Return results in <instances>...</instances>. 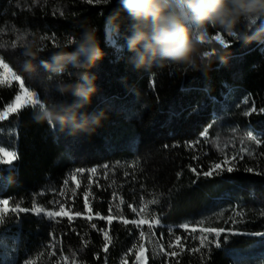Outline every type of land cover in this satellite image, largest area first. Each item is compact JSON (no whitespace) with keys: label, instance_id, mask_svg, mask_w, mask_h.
Segmentation results:
<instances>
[{"label":"trees","instance_id":"trees-1","mask_svg":"<svg viewBox=\"0 0 264 264\" xmlns=\"http://www.w3.org/2000/svg\"><path fill=\"white\" fill-rule=\"evenodd\" d=\"M117 8V0H0V57L42 103L58 97L47 91L41 79L47 75L44 69L37 67L31 78L21 70L19 36L54 37V43L46 41L52 49L87 22L99 27L100 47L106 53L91 69L98 91L91 105L80 109L105 112L101 124L92 126L94 131L69 136L38 124L31 105L0 120V146L16 150L12 165L0 166V199L10 201L0 224V264H134L143 239L147 264H263L264 143L248 133L264 138V114L259 112L264 108V43L225 37L230 41L227 63L216 60L211 70H137L129 62L132 54L120 46L123 40L105 43L106 34L112 37L111 22L106 21ZM129 24L122 13L121 31L130 34ZM215 31L209 30L211 35ZM40 58L51 60L47 51ZM18 85L0 84V112L15 100ZM251 108L257 111L245 116ZM225 157H238L233 172L216 174L212 169L213 175H203ZM246 167L253 172L244 171ZM78 169L83 171L76 174L75 184L71 178ZM58 189L62 199L73 202L65 208L72 214L79 210L81 216L49 220L32 211L34 205L55 210L50 205ZM86 193L91 219L82 217ZM16 204L29 211L13 212ZM129 205L142 214L134 215ZM233 208L238 219L225 224L227 209ZM97 212L113 216L112 223ZM139 217L153 225L151 236L146 225L140 239L138 230L122 223ZM157 219L159 226L154 225ZM207 228L225 230L219 246L201 244Z\"/></svg>","mask_w":264,"mask_h":264},{"label":"clouds","instance_id":"clouds-1","mask_svg":"<svg viewBox=\"0 0 264 264\" xmlns=\"http://www.w3.org/2000/svg\"><path fill=\"white\" fill-rule=\"evenodd\" d=\"M117 4L106 24L111 22L114 40L124 41L120 46L132 54L129 62L137 70L166 66L185 72L211 70L216 60L227 63L230 41L225 37L245 44L264 43V22L257 23L264 15V0H117ZM122 13L130 21V34L121 31ZM210 29L216 30L215 35ZM98 32L97 25L82 23L77 33L52 49L46 44L47 36L20 37L22 71L35 77L37 67L44 69L47 75L41 79L47 91L58 97L47 104L37 101L32 115L36 123L69 136L94 131L92 126L101 124L105 112L80 111L91 105L98 91L91 69L106 56ZM46 51L51 60L40 58ZM69 98H74L71 103Z\"/></svg>","mask_w":264,"mask_h":264},{"label":"snow or ice","instance_id":"snow-or-ice-1","mask_svg":"<svg viewBox=\"0 0 264 264\" xmlns=\"http://www.w3.org/2000/svg\"><path fill=\"white\" fill-rule=\"evenodd\" d=\"M102 2L105 3V0H87V3H89V4H92V3L100 4ZM110 30H111V25H110ZM20 37H22V36L18 37L19 40H20ZM47 40H52L53 43L55 42V38L54 37H47ZM2 47H3V45H0V48H2ZM12 47L15 48L16 44L13 43ZM0 67H2L5 71L11 73L13 79L15 81L19 82V85H18L19 89L22 92L27 93V95L29 97L28 104L36 109L39 106V105H37V101H41L40 97L35 92H31V91L28 90V88L25 86V82L22 79L21 75H18L15 72H13L12 68L9 66L8 63L5 62L3 57H0ZM20 68L22 70V65L20 66ZM29 78H31V76H29ZM2 83H4V81H3V79H0V84H2ZM16 100L20 101L21 100V96H19V95L16 96ZM245 102L247 103V101H245ZM8 111L15 112L16 111V107H10L8 109ZM256 111H257L256 108H251L250 111H245L244 115L248 116V115H250V113H255ZM259 112L261 114H264V108H260ZM6 115H7V112H5L3 114H0V120L4 119V117ZM172 115L175 117L177 114L173 113ZM202 136L204 137V139H207L208 138V131H205L204 133H202ZM248 137L250 139H252V140H255L257 143H264V138H262L261 140H257L256 136L253 133H251V132L248 133ZM202 142L203 141L201 140V141H198L197 143H202ZM173 147H177V146L174 145ZM0 152H4V148L3 147H0ZM12 155H15V153H13ZM237 161H238V157H232L230 160H229L228 157H225L223 161L213 163L211 165L210 170L207 171V172H204L203 175L204 176L213 175L212 169L215 170L216 174H219L222 171H227V172L231 173V172H233L235 164L237 163ZM9 162H10V160H9ZM228 162H230L233 166L232 167L222 168V163H228ZM82 171H83V169H78L76 173H73V175H76L77 173L82 172ZM92 171H96V170L93 169ZM193 171H195V169H193ZM244 171L252 173L253 172V168L246 167V168H244ZM254 174H259V173H254ZM63 183L66 184V183H69V181L65 180V181H63ZM62 195H64V194L60 193L59 189L57 190L56 193H53V197L54 198L51 201V205L50 206L52 208H54V209H58V211H55V210L48 211L47 212V216H48L49 220H58L59 218H62L64 216H67L69 221L72 220V216L65 212V206L67 205L69 208H71L73 202L72 201H66V200L62 199L61 198ZM88 195L89 194H87V193L85 194V210L88 212L87 219H91L92 210L88 206V203H87ZM9 203H10V201L8 199L0 200V224L4 223L5 217H4L3 213H4L5 206L9 205ZM157 203H159V201H157V200H153L152 201V204H157ZM129 208H130V211L134 215L137 214L138 212L140 214H142V210L138 209L137 207H132L131 205H129ZM16 210H19V212H24V213H27L29 211V209L21 208L19 204H16L15 205V209H13L12 211L14 212ZM110 210H111V206H110ZM43 211H44V209H40L41 213H43ZM73 211L75 212V216H77V217H79V216H81L83 214L79 210L73 209ZM96 215L99 216L100 219L106 220L109 225L112 223V221L114 219L113 216H101L99 212H97ZM261 216H264V211L261 212ZM232 222L235 223L236 221H232ZM122 223L125 224V225L131 224L136 230H138L140 239H143V237L145 235V231L141 230L142 229V225H146L147 226V231H148V234L150 236H151V233L153 231V225L151 223H149V221H147V220H141V219H135L134 218V219L129 221L127 219H124V220H122ZM159 225H160V220L157 219L156 220V226H159ZM91 227L92 228H96V224L93 223L91 225ZM181 227L182 228H187V225H181ZM99 231L104 232L105 235H107V232H106L105 229H100ZM193 231H195V230H193ZM202 231L207 233V235L204 236L201 239V241H200L202 245H205V244L211 245V244L215 243V246H219L218 237L225 230L223 228H221V229L207 228V229H203ZM209 237H213V238H209ZM180 242H181L180 237H176V244L179 245ZM141 247H143V246H141ZM169 247H171L170 244H169ZM105 251H107V247H105ZM173 254H174V251H173ZM160 255L162 256V255H164V253L162 252V253H160ZM136 259L140 260L141 256L138 255L136 257ZM23 264H31V261L30 260H25L23 262Z\"/></svg>","mask_w":264,"mask_h":264},{"label":"rangeland","instance_id":"rangeland-1","mask_svg":"<svg viewBox=\"0 0 264 264\" xmlns=\"http://www.w3.org/2000/svg\"><path fill=\"white\" fill-rule=\"evenodd\" d=\"M108 39H109V41L111 43L114 42L112 37H111L110 32L108 33ZM0 79H3L4 82H8V83L15 81L13 79V77H12V74L7 72V71H5L2 67H0ZM28 90L31 91L30 89H28ZM31 92H33V91H31ZM18 95L21 96V100L20 101H17L16 98H15V100L11 104L6 106L5 109L0 112V114H3L5 112H7V115L4 117V119H6L10 114L16 113L20 108H22V107H24L26 105H29L28 104L29 97H28L27 93H24V92H22L20 90ZM10 107H16V111L15 112L8 111V109ZM4 119H2V120H4ZM256 138L258 139L259 137L256 136ZM0 147H3V146H0ZM3 148H4V152H0V166L1 165H12V163L16 159V150L15 149H7L5 147H3ZM13 153H15V155H12ZM9 160H10V162H9ZM228 163H230V162H228ZM228 163H222V168L228 167V165H229ZM80 173H82V172H80ZM76 179H77V175H74L71 178V181L73 183L77 184V180ZM0 200H2V199H0ZM40 209H44L43 213L40 212ZM9 210H10L9 206L8 205L5 206L4 213L8 212ZM32 211H34L35 213H38V214H45L46 216H47V212H48L46 207H40L39 205H34ZM55 211H58V209H55ZM65 212L68 213L69 215H71L72 218L76 217L75 214H72L70 212V210H68L66 208H65ZM85 212L86 213L82 217H88V212L86 210H85ZM226 213H228V214H227V216H225V224H230L231 225V224H233L232 221L238 219V214H237V211H235V208L227 209ZM223 214H221V216L224 217ZM64 217H67V216H64ZM137 219H141V218L139 217ZM141 220H143V219H141ZM154 225H156V222L154 223ZM141 246H143V247H141ZM138 255L141 256V259L137 260L135 258L134 264H147L146 246H145V243H144V239L142 240V243L138 246V248L136 250V257ZM56 261H57L56 264H71V263H69L66 260H64L62 262L60 260H56ZM31 264H33L32 261H31ZM122 264H127V263L124 262Z\"/></svg>","mask_w":264,"mask_h":264}]
</instances>
